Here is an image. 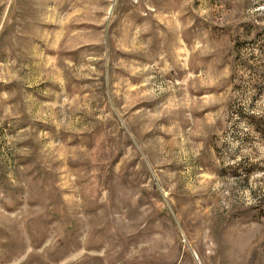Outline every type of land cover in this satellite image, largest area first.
<instances>
[{"label":"rangeland","instance_id":"rangeland-1","mask_svg":"<svg viewBox=\"0 0 264 264\" xmlns=\"http://www.w3.org/2000/svg\"><path fill=\"white\" fill-rule=\"evenodd\" d=\"M0 264H264V0H0Z\"/></svg>","mask_w":264,"mask_h":264}]
</instances>
